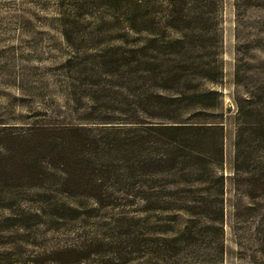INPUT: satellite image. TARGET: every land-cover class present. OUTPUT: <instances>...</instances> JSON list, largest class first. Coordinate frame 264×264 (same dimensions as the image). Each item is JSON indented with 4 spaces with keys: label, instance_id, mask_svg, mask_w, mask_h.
<instances>
[{
    "label": "rangeland",
    "instance_id": "obj_1",
    "mask_svg": "<svg viewBox=\"0 0 264 264\" xmlns=\"http://www.w3.org/2000/svg\"><path fill=\"white\" fill-rule=\"evenodd\" d=\"M221 1L216 38L204 49L190 50L188 58L195 65L177 68L102 63L100 56L131 52L138 40L142 48L150 38L140 23L128 19L133 14L128 5L108 0H0V165L49 180L77 174L74 166L53 164L48 152L40 162L26 161L20 170L8 158L18 146L9 144L6 136H58L59 131L52 130L57 126L87 123L100 149L86 151V174L156 177L195 186V192L181 196L189 202L188 212L174 209L183 205L175 200L173 208L163 212H145L144 203L137 201L87 217L60 210L53 222L38 213L34 220L49 224L32 227L35 245L5 250L42 254L66 245L69 229L89 231L125 218L127 224L148 223L178 232L186 225L194 228L197 241L190 250L197 252L199 264H264V0H240L239 9L236 0ZM164 6L156 3L154 11ZM214 59L221 75L199 63ZM105 122L121 127H96ZM197 122L224 124L223 155L215 135L199 128H174ZM163 155L164 163L153 164ZM115 196L134 198L132 193ZM65 213L66 220L60 221Z\"/></svg>",
    "mask_w": 264,
    "mask_h": 264
},
{
    "label": "trees",
    "instance_id": "obj_2",
    "mask_svg": "<svg viewBox=\"0 0 264 264\" xmlns=\"http://www.w3.org/2000/svg\"><path fill=\"white\" fill-rule=\"evenodd\" d=\"M108 1L115 2L120 7L130 6L133 14L128 19L132 23H140L143 27L141 32L148 33L150 38L142 48H138L141 43L138 40L137 49L131 52L100 56L102 63L155 67L188 68L195 65L197 62L188 58L191 54L190 50L204 49L207 41L216 38L214 30L216 28L217 31L220 26L219 16L223 7L221 0ZM239 2L240 0H236L237 9L240 7ZM156 3H162L165 6L159 12L154 11ZM159 30L164 33L158 34L156 31ZM199 63L201 67H211L214 75L219 73L221 75L220 67L215 68V59ZM96 127L108 129L121 126L105 122ZM174 128H182L186 131L199 128L206 134L215 135L220 141V154L223 155L225 131L223 123L197 122L181 127L174 126ZM52 130L59 131L60 135L42 132L33 135L31 139L6 136L9 144L18 146V152L8 158H11L12 165L18 166L20 170L25 168L26 161L34 159L40 162L41 155H46L48 152L46 157L53 164L63 165L67 169L74 166L78 172L77 174L70 172L66 178L49 180L35 173L29 176L20 175L19 170L15 168L12 170L9 164L0 165V213H9V217L0 216V264H199L196 259L197 252L190 250L197 241L198 234L194 228L186 225L182 231L178 232L164 226L150 227L148 223H143V226L127 224L125 218L123 221H113V224L96 225L95 229L89 231L83 229V232H77L76 229H69L65 240L66 245L50 248L42 254H18L12 250H5L10 247L14 249V246L21 248L24 245H35V238L31 240L32 227L49 224L48 221L34 220L35 217L38 218V213L44 214L47 218L50 217L49 219L53 222V215L60 210L70 211L76 214V217L80 215L87 217L94 212L114 211L134 203L138 205L137 201L144 203L142 209L145 212L167 211L173 208L171 201L175 200L183 205L174 209L183 212H188L190 209L189 202H185L187 198L181 197L195 192V186L189 182H173L156 177L129 180L86 174V151L98 152L100 149L99 140L90 137L92 126L87 123L57 126ZM240 139L239 136L236 154L239 162L242 142ZM92 146L94 148H91ZM162 157L164 155L159 161H152L153 164L164 163L165 158ZM74 167L72 170L75 169ZM261 185L264 186V180ZM41 193L44 195L56 193V196H42ZM120 193H132L134 198L129 200L115 196ZM57 195L62 196L63 199H59ZM77 201H82L83 204ZM223 210L222 202V214ZM63 215L66 216L67 213L60 216V221L66 220ZM101 229L104 230L103 234L100 232ZM49 231L54 232L55 229L51 228ZM170 233L175 236L169 238ZM220 255L223 258V245ZM188 256L193 260L192 262L188 260ZM222 263L223 261L220 262Z\"/></svg>",
    "mask_w": 264,
    "mask_h": 264
}]
</instances>
